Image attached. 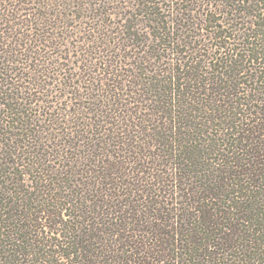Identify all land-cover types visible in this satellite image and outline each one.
<instances>
[{
    "label": "trees",
    "instance_id": "16d2710c",
    "mask_svg": "<svg viewBox=\"0 0 264 264\" xmlns=\"http://www.w3.org/2000/svg\"><path fill=\"white\" fill-rule=\"evenodd\" d=\"M0 264H264V0H0Z\"/></svg>",
    "mask_w": 264,
    "mask_h": 264
},
{
    "label": "rangeland",
    "instance_id": "374dc122",
    "mask_svg": "<svg viewBox=\"0 0 264 264\" xmlns=\"http://www.w3.org/2000/svg\"><path fill=\"white\" fill-rule=\"evenodd\" d=\"M93 2H96V3H97V2H98V0H93Z\"/></svg>",
    "mask_w": 264,
    "mask_h": 264
}]
</instances>
